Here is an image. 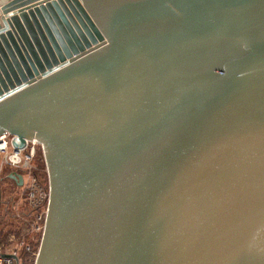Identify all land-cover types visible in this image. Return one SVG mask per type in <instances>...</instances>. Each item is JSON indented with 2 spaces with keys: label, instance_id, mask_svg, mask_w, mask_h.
Segmentation results:
<instances>
[{
  "label": "water",
  "instance_id": "water-1",
  "mask_svg": "<svg viewBox=\"0 0 264 264\" xmlns=\"http://www.w3.org/2000/svg\"><path fill=\"white\" fill-rule=\"evenodd\" d=\"M5 133L34 264H264V0H0Z\"/></svg>",
  "mask_w": 264,
  "mask_h": 264
},
{
  "label": "rangeland",
  "instance_id": "rangeland-1",
  "mask_svg": "<svg viewBox=\"0 0 264 264\" xmlns=\"http://www.w3.org/2000/svg\"><path fill=\"white\" fill-rule=\"evenodd\" d=\"M31 165L32 174L46 189L48 175L41 149L36 150ZM13 172L22 176V186H17L9 178ZM28 180L24 171L5 164L4 155L0 154V248L5 252L17 251L18 256L26 260L27 264H34L40 241L38 233L33 232L32 228L39 211L34 209L27 199ZM25 248L30 249L28 253Z\"/></svg>",
  "mask_w": 264,
  "mask_h": 264
},
{
  "label": "built area",
  "instance_id": "built-area-1",
  "mask_svg": "<svg viewBox=\"0 0 264 264\" xmlns=\"http://www.w3.org/2000/svg\"><path fill=\"white\" fill-rule=\"evenodd\" d=\"M14 137L8 133H5L0 136V154L4 155L5 164L13 167L14 169H19L25 172L27 178L29 179L27 182L26 192L27 199L31 206L38 210L37 216L35 218V222L33 224V232L41 234L44 229L45 217L47 213L48 207V199H49V187L46 189L42 187L36 180L35 176L32 174L33 167L31 162L33 161L36 150L41 149L42 146L36 140H27L25 141V146L23 149H19L17 151L14 150L12 146V142ZM13 158H16V161H13ZM41 239V237H40ZM23 244H21L22 246ZM29 250L28 248H26ZM3 255H12L17 257L18 261L16 262L11 257H3ZM0 264H23L18 257L17 251H3L0 248Z\"/></svg>",
  "mask_w": 264,
  "mask_h": 264
},
{
  "label": "trees",
  "instance_id": "trees-1",
  "mask_svg": "<svg viewBox=\"0 0 264 264\" xmlns=\"http://www.w3.org/2000/svg\"><path fill=\"white\" fill-rule=\"evenodd\" d=\"M39 235V241H40V237H41V234H38ZM38 244H39V242H38ZM27 247V246H26ZM26 249V248H25ZM30 250V249H29ZM29 250L27 251V253L29 252ZM24 253H26V252H24ZM19 257V256H18ZM34 258H35V256H34ZM19 260L23 263V264H27L26 263V260H24V259H22L21 257H19Z\"/></svg>",
  "mask_w": 264,
  "mask_h": 264
},
{
  "label": "bare ground",
  "instance_id": "bare-ground-1",
  "mask_svg": "<svg viewBox=\"0 0 264 264\" xmlns=\"http://www.w3.org/2000/svg\"><path fill=\"white\" fill-rule=\"evenodd\" d=\"M13 161L15 162L16 161V158H13Z\"/></svg>",
  "mask_w": 264,
  "mask_h": 264
}]
</instances>
